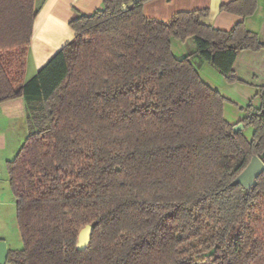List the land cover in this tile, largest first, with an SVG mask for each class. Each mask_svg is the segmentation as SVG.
Returning a JSON list of instances; mask_svg holds the SVG:
<instances>
[{
    "label": "trees",
    "instance_id": "16d2710c",
    "mask_svg": "<svg viewBox=\"0 0 264 264\" xmlns=\"http://www.w3.org/2000/svg\"><path fill=\"white\" fill-rule=\"evenodd\" d=\"M144 2L79 15L73 39L24 81L35 0H0V104L22 99L27 128L6 164L21 242L6 264H264V172L250 189L235 183L253 156L264 164V86L237 123L249 139L190 61L234 83L238 53L264 43L243 21L202 24L205 10L147 18ZM255 9L220 7L242 19ZM173 40L194 50L178 58Z\"/></svg>",
    "mask_w": 264,
    "mask_h": 264
},
{
    "label": "crops",
    "instance_id": "0c3cea01",
    "mask_svg": "<svg viewBox=\"0 0 264 264\" xmlns=\"http://www.w3.org/2000/svg\"><path fill=\"white\" fill-rule=\"evenodd\" d=\"M104 1L35 0L37 14L26 59L24 81L26 78L28 80L32 78L73 39L75 34L69 27V22L79 15H91L102 7ZM231 1L233 0H145L142 11L147 18L165 22L178 12L205 10L206 16L200 19L202 24L228 31L243 21L245 28L255 33L259 41L264 43V0H256L255 12L245 19L220 10L222 5ZM187 41L184 43L171 41V51L176 57L180 58L188 54L184 46ZM190 61L201 79L217 90L226 101L232 103L240 99L241 102L248 101L251 105L252 101L249 99H255L256 107L252 110L259 108L258 87L264 86V48L257 52L245 50L238 53L232 67L238 80L234 83H227L222 76H218L219 72L216 74L213 70H208L211 65L198 56L191 57ZM208 73L211 74L210 77ZM243 118L244 116L237 117L236 122H228L231 125H237ZM25 124L22 99L0 104V241L5 243L6 252L20 249L21 242L16 227V200L8 182L6 168L8 161L1 160L4 159V154L9 153V150L18 151L24 143L27 136ZM244 129H241L243 133Z\"/></svg>",
    "mask_w": 264,
    "mask_h": 264
},
{
    "label": "water",
    "instance_id": "95a60500",
    "mask_svg": "<svg viewBox=\"0 0 264 264\" xmlns=\"http://www.w3.org/2000/svg\"><path fill=\"white\" fill-rule=\"evenodd\" d=\"M242 128V125H236L233 130L236 132ZM263 172L264 164L257 156H253L245 169L236 177L235 183L245 189H250L256 185V178ZM92 230L93 227L91 225H86L79 231L76 242L77 251H83L88 247ZM6 259V245L0 241V264H6Z\"/></svg>",
    "mask_w": 264,
    "mask_h": 264
},
{
    "label": "rangeland",
    "instance_id": "374dc122",
    "mask_svg": "<svg viewBox=\"0 0 264 264\" xmlns=\"http://www.w3.org/2000/svg\"><path fill=\"white\" fill-rule=\"evenodd\" d=\"M177 42H179V41H177ZM184 46H185V49L188 51V53H190L192 50H194V49H192V47L194 48L192 40H188L185 43ZM208 68H209L208 70H213V72H215L216 74H218L217 71L212 66L211 67H208ZM210 68H213V69H210ZM208 76L210 77L211 74L208 73ZM218 76H222V75H220V73H219ZM27 80L28 79L26 78L25 81H27ZM252 97L255 98V96H250V98H252ZM249 100L252 101L251 102L252 103L251 104V108H255L256 107V105H255V102H256L255 99L254 100L249 99ZM248 105H249V102L248 101L247 102H241L240 99L234 100V102H232V103L226 101L225 104H224V118H225V120L226 121H229L231 123L236 122L237 117L240 118V117L246 115V113H247L246 110H247ZM37 115L39 116L40 115V112ZM26 130H27V128H26ZM252 132H253V129L251 127H246L244 129V135H245V137H247V138L250 139L251 138V135H252ZM16 153H17V150H9V153H6L8 155L5 157L6 154H4V156H3L4 159H2L1 161H5V160L11 161L14 158V156L16 155Z\"/></svg>",
    "mask_w": 264,
    "mask_h": 264
}]
</instances>
